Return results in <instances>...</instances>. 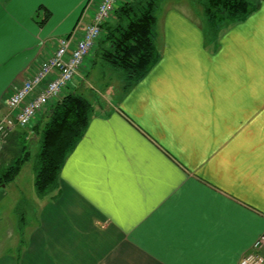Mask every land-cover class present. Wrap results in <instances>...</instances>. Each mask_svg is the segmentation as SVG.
<instances>
[{
  "label": "crops",
  "instance_id": "crops-1",
  "mask_svg": "<svg viewBox=\"0 0 264 264\" xmlns=\"http://www.w3.org/2000/svg\"><path fill=\"white\" fill-rule=\"evenodd\" d=\"M97 1L0 0L1 105ZM247 1L257 9L217 32L206 0L156 1L157 62L130 86L103 75L113 98L89 100L57 188L37 194L24 162L0 185V264H239L264 232V0ZM99 41L57 99L82 93L97 57L113 72ZM52 103L0 156L39 141Z\"/></svg>",
  "mask_w": 264,
  "mask_h": 264
},
{
  "label": "trees",
  "instance_id": "trees-1",
  "mask_svg": "<svg viewBox=\"0 0 264 264\" xmlns=\"http://www.w3.org/2000/svg\"><path fill=\"white\" fill-rule=\"evenodd\" d=\"M157 0H133L121 4L112 20L101 26V58L122 72L127 85L141 79L157 62L155 47ZM258 7L247 0H206L204 14L210 29L246 19ZM97 41V42H98ZM93 107L81 94L66 93L55 100L39 132V151L34 162V188L43 195L58 186V174L70 150L81 139ZM23 160L7 166L0 185L10 182Z\"/></svg>",
  "mask_w": 264,
  "mask_h": 264
},
{
  "label": "built area",
  "instance_id": "built-area-1",
  "mask_svg": "<svg viewBox=\"0 0 264 264\" xmlns=\"http://www.w3.org/2000/svg\"><path fill=\"white\" fill-rule=\"evenodd\" d=\"M124 0H98L90 23L80 36L59 37L54 50L36 65L30 75L0 104V144L15 126L32 124L35 116L54 102L73 82L101 36L102 24L109 20ZM239 264H264V232L245 253Z\"/></svg>",
  "mask_w": 264,
  "mask_h": 264
},
{
  "label": "rangeland",
  "instance_id": "rangeland-1",
  "mask_svg": "<svg viewBox=\"0 0 264 264\" xmlns=\"http://www.w3.org/2000/svg\"><path fill=\"white\" fill-rule=\"evenodd\" d=\"M194 3V1H192ZM98 47V46H97ZM100 48V46H99ZM97 62H100L99 57H97ZM99 63L94 67V72L92 75H95V78H92L91 76L89 77V80L84 84L82 93L85 98L90 100L92 102V105L96 106L98 99H101L102 96L105 97L108 96V98H113L112 96V91L109 90V93H107L108 89H113L115 87L109 85L110 87L108 89L105 88L102 79L103 75L105 74L108 76L110 74L112 80L114 79L118 80V77L120 76V73H122L120 70H113L112 73H109V68H106L104 65H99ZM82 66V65H81ZM122 75V74H121ZM101 76V80L99 79ZM123 76V75H122ZM74 81V80H73ZM112 81V82H113ZM111 83V82H110ZM72 84V83H71ZM116 86V85H115ZM119 86V84H118ZM116 86V87H118ZM130 86V85H128ZM119 88V87H118ZM4 139V138H3ZM39 141H31L30 138L27 136L19 138L18 141H14V143L9 144L7 152L3 153L0 156V176L2 175V172H4L7 169L8 164H14L15 161L21 159L23 160V168L22 171L25 172H30L31 170L29 169L32 164L35 161V156L36 153L39 150ZM0 191H2L0 189ZM1 193V192H0ZM6 196L5 198H7ZM11 200V198H10ZM4 200L1 201V205L3 204Z\"/></svg>",
  "mask_w": 264,
  "mask_h": 264
}]
</instances>
